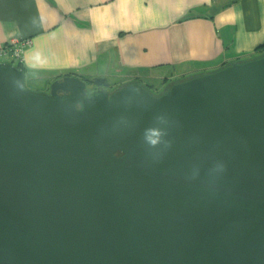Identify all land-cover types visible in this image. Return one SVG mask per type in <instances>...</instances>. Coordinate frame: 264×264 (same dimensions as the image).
<instances>
[{
  "label": "water",
  "instance_id": "1",
  "mask_svg": "<svg viewBox=\"0 0 264 264\" xmlns=\"http://www.w3.org/2000/svg\"><path fill=\"white\" fill-rule=\"evenodd\" d=\"M170 84L0 65V264H264V54Z\"/></svg>",
  "mask_w": 264,
  "mask_h": 264
},
{
  "label": "crops",
  "instance_id": "2",
  "mask_svg": "<svg viewBox=\"0 0 264 264\" xmlns=\"http://www.w3.org/2000/svg\"><path fill=\"white\" fill-rule=\"evenodd\" d=\"M15 38L24 82L170 84L257 57L264 0H0V47Z\"/></svg>",
  "mask_w": 264,
  "mask_h": 264
},
{
  "label": "rangeland",
  "instance_id": "3",
  "mask_svg": "<svg viewBox=\"0 0 264 264\" xmlns=\"http://www.w3.org/2000/svg\"><path fill=\"white\" fill-rule=\"evenodd\" d=\"M0 63L1 64L10 63V65L14 66V65H16L17 61L16 60H10V59H3V60H0ZM170 77H174V78L168 79L171 82L182 80V77L180 75L178 76L177 74L170 76ZM106 80L108 81V83H107V85H103V86H98L96 84H92L90 81H87V87L89 88V91H93L94 88H97L100 90H105L108 93H111L112 91L118 89L119 87H121L127 83V81H125V82L123 80L119 81V79H118V81H116V80L112 81V80H108V79H106ZM28 81L29 80H27V79L25 80V88L27 91L34 92L37 94H41L44 96H49V85H50L49 82H46L44 85H42L41 83H37V82H36V84H31ZM141 85L143 86L144 84H141ZM168 85H169V83L153 84L152 86L155 88V90H149V92L152 95L160 94Z\"/></svg>",
  "mask_w": 264,
  "mask_h": 264
},
{
  "label": "built area",
  "instance_id": "4",
  "mask_svg": "<svg viewBox=\"0 0 264 264\" xmlns=\"http://www.w3.org/2000/svg\"><path fill=\"white\" fill-rule=\"evenodd\" d=\"M28 39H11L7 44L0 47V59H10L20 62L21 53L25 48L30 47Z\"/></svg>",
  "mask_w": 264,
  "mask_h": 264
},
{
  "label": "trees",
  "instance_id": "5",
  "mask_svg": "<svg viewBox=\"0 0 264 264\" xmlns=\"http://www.w3.org/2000/svg\"><path fill=\"white\" fill-rule=\"evenodd\" d=\"M255 53H258L257 55H258V57H260V56H262L263 54H264V45H262V46H259L258 48H256V50H255ZM0 60H3V59H0ZM0 65H2V66H9V67H11L12 65H10V63H7V64H1L0 63ZM14 67L15 68H17L18 70H21L22 72H23V75H24V71H25V68H24V66H23V64H21V62H17L16 63V65H14ZM66 76H70V74H66ZM92 84H96V85H98V86H103V85H107V83H108V81L106 80V79H104V78H95V79H93L92 81H90ZM136 83H141L140 81H135ZM175 83V82H174ZM174 83H172V84H174ZM172 84H170V85H172ZM145 88H146V90L149 92V90H155V88L153 87V86H150V85H146V84H144L143 85ZM169 87V86H168ZM167 89V88H166ZM150 93V92H149ZM160 95V94H159Z\"/></svg>",
  "mask_w": 264,
  "mask_h": 264
},
{
  "label": "clouds",
  "instance_id": "6",
  "mask_svg": "<svg viewBox=\"0 0 264 264\" xmlns=\"http://www.w3.org/2000/svg\"><path fill=\"white\" fill-rule=\"evenodd\" d=\"M162 136V132L159 129H148L145 133V140L148 144L155 146L160 142V137Z\"/></svg>",
  "mask_w": 264,
  "mask_h": 264
},
{
  "label": "flooded vegetation",
  "instance_id": "7",
  "mask_svg": "<svg viewBox=\"0 0 264 264\" xmlns=\"http://www.w3.org/2000/svg\"><path fill=\"white\" fill-rule=\"evenodd\" d=\"M131 83H132V82H131ZM120 88H121V87H120ZM120 88H119V89H120ZM116 90H118V89H116ZM116 90L112 91L111 93H108V92H107V93H108V94H112V93L115 92ZM93 91H95V92H99V91H101V90L96 88V89L93 90ZM93 91H89L88 94L90 95L91 93H93ZM102 91H103V90H102ZM157 95H159V94H156V95H154V96H157Z\"/></svg>",
  "mask_w": 264,
  "mask_h": 264
}]
</instances>
